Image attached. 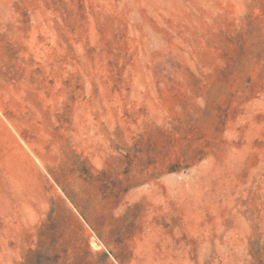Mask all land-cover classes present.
Returning a JSON list of instances; mask_svg holds the SVG:
<instances>
[{
    "label": "rangeland",
    "instance_id": "374dc122",
    "mask_svg": "<svg viewBox=\"0 0 264 264\" xmlns=\"http://www.w3.org/2000/svg\"><path fill=\"white\" fill-rule=\"evenodd\" d=\"M0 264H264V0H0Z\"/></svg>",
    "mask_w": 264,
    "mask_h": 264
}]
</instances>
